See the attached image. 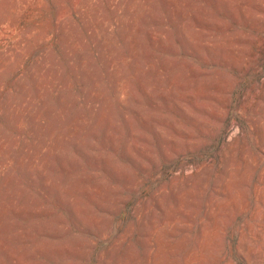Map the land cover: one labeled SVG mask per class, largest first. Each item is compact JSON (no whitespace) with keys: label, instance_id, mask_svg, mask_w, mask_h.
Returning <instances> with one entry per match:
<instances>
[{"label":"rangeland","instance_id":"1","mask_svg":"<svg viewBox=\"0 0 264 264\" xmlns=\"http://www.w3.org/2000/svg\"><path fill=\"white\" fill-rule=\"evenodd\" d=\"M263 178L264 0H0V264H264Z\"/></svg>","mask_w":264,"mask_h":264},{"label":"bare ground","instance_id":"2","mask_svg":"<svg viewBox=\"0 0 264 264\" xmlns=\"http://www.w3.org/2000/svg\"><path fill=\"white\" fill-rule=\"evenodd\" d=\"M224 127V126H223ZM254 132V131H253ZM232 173V172H231ZM232 176V175H231ZM229 179V178H228ZM263 180H264V178H263ZM162 182V181H161ZM228 182V181H227ZM264 195V194H263ZM254 214H255V212H254ZM175 221V220H174ZM169 222V221H168ZM171 225H173V224H171ZM171 227V226H170ZM157 231V230H156ZM203 231V230H202ZM161 235V234H160ZM168 242V241H167ZM253 249V248H252ZM256 249V248H255ZM150 255V254H149ZM184 257V256H183ZM195 258V257H194ZM158 259V258H157ZM185 260V259H184ZM190 260V259H189ZM202 260V259H201ZM184 263V262H183ZM193 263V262H192Z\"/></svg>","mask_w":264,"mask_h":264}]
</instances>
